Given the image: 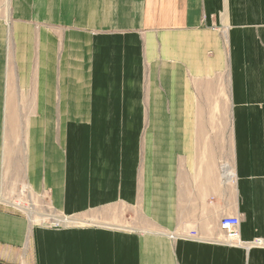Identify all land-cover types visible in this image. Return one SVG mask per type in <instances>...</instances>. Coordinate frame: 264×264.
I'll use <instances>...</instances> for the list:
<instances>
[{
    "label": "crops",
    "instance_id": "0c3cea01",
    "mask_svg": "<svg viewBox=\"0 0 264 264\" xmlns=\"http://www.w3.org/2000/svg\"><path fill=\"white\" fill-rule=\"evenodd\" d=\"M8 6L0 264H264V0ZM13 183L96 214L35 223Z\"/></svg>",
    "mask_w": 264,
    "mask_h": 264
},
{
    "label": "rangeland",
    "instance_id": "374dc122",
    "mask_svg": "<svg viewBox=\"0 0 264 264\" xmlns=\"http://www.w3.org/2000/svg\"><path fill=\"white\" fill-rule=\"evenodd\" d=\"M9 0H0V41L5 42L7 40V34L10 30V24L6 23L7 15H8V9H9ZM4 36L3 41L1 38ZM5 56L7 57V52L5 51ZM194 90H196L197 94L194 93ZM161 94H163V97L167 99L166 89H160ZM199 92V86L197 85L195 88L193 87V93L195 94L196 101L200 100ZM211 89L209 88V97H208V104H207V110L213 111L214 110V102L212 103V98L215 99L214 95H210ZM211 100V102H210ZM199 103V102H198ZM190 104L187 106V111L189 110ZM168 104L166 102L165 108L167 110ZM194 107V106H193ZM191 110V106H190ZM205 110V108H204ZM220 110L222 112H227L229 110L228 105L226 103L220 104ZM22 138V137H21ZM5 191L10 195H16V197L12 200V203L16 204V207L25 210L24 206H30L33 210L32 220L35 221V223H58V224H65V223H71L76 221H88L89 217L95 215V212L85 213L81 217H67L64 216L55 210L51 209V207L47 204V202L39 196L31 195L29 196L28 189L25 184H11L8 185V187L5 189ZM20 206H17L19 205ZM22 206V207H21ZM26 211V210H25ZM27 212V211H26ZM46 220H45V219ZM63 218L72 219L71 222H60L58 220H62ZM54 219V220H53Z\"/></svg>",
    "mask_w": 264,
    "mask_h": 264
},
{
    "label": "built area",
    "instance_id": "2783aa9c",
    "mask_svg": "<svg viewBox=\"0 0 264 264\" xmlns=\"http://www.w3.org/2000/svg\"><path fill=\"white\" fill-rule=\"evenodd\" d=\"M239 217L225 215L220 220V226L224 231V238L228 244L240 245L241 241L239 238ZM197 233L195 231H191L188 233V237L195 238Z\"/></svg>",
    "mask_w": 264,
    "mask_h": 264
},
{
    "label": "bare ground",
    "instance_id": "6f19581e",
    "mask_svg": "<svg viewBox=\"0 0 264 264\" xmlns=\"http://www.w3.org/2000/svg\"><path fill=\"white\" fill-rule=\"evenodd\" d=\"M8 37V36H7ZM8 39V38H7ZM10 93V92H9ZM18 206H20V204L18 205ZM22 207V206H21ZM24 208V207H23ZM24 209H26L27 211H28V213L30 214V215H32L33 214V209H31V207H27V208H24ZM32 217V216H31ZM45 219V218H44ZM46 220V219H45ZM54 220V219H53ZM58 221H60V222H71L72 221V219H68V218H63L62 220H58Z\"/></svg>",
    "mask_w": 264,
    "mask_h": 264
}]
</instances>
